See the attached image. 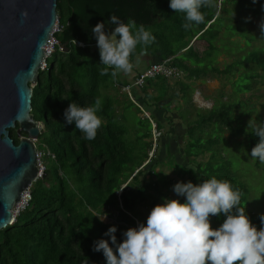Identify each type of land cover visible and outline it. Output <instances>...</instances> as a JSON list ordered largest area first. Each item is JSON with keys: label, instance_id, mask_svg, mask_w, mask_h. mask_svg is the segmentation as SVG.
<instances>
[{"label": "trees", "instance_id": "obj_1", "mask_svg": "<svg viewBox=\"0 0 264 264\" xmlns=\"http://www.w3.org/2000/svg\"><path fill=\"white\" fill-rule=\"evenodd\" d=\"M169 3L170 0H69L66 8L56 5L62 28L55 36L61 46L55 45L47 58V68L39 72L31 96L33 117L43 125L38 136L40 146L36 147L48 150L42 156L44 171L30 185L27 205L1 231L0 264H84L95 257L94 242L103 239L111 226L117 229V242H122L121 227L127 230L135 227V221L137 226L145 223V215L154 207L150 206L151 202L157 205L164 198L171 199L170 187L174 180L161 168L163 165L182 178V182L199 184L211 177L228 180L234 189H240L241 206L244 204L251 223L257 230L261 228L259 216L264 210L259 211L258 206H264V165L254 161L256 168L244 167L241 162L245 157L248 159L247 153L259 142V137L248 128V121L263 120L259 112L264 110V102L258 105L249 97L256 99L262 95L264 100V93L254 92L264 84V36L256 25L248 24L254 23L253 17L264 20V0L256 3L223 0L221 9L201 8L205 22L194 24L189 30L182 26L185 14L174 12ZM110 14L124 23L135 21L137 28L143 25L156 38L146 51L159 54L163 60L167 58V64L183 73L170 84L164 83L169 79L162 76L147 78L140 87L141 92L134 94L137 104L125 94L137 109V121L145 131L134 139L126 138V133L139 125L136 120L128 119L129 107L125 113L121 110L123 107L116 110L119 104L114 102L109 90H116L119 76L113 79L110 74L100 75L105 66L100 63L91 31L98 22H107ZM106 27L110 31L115 25ZM196 40L204 42L203 49L195 46ZM142 48L138 45L131 57ZM77 49L84 53H77ZM221 54L230 62L219 64L217 56ZM208 73L212 77L232 76L233 79L231 91L219 92L217 97L218 88L215 89L211 92L212 106L205 108L195 105L191 95L192 84ZM151 80L163 83L158 93L150 94L153 89H145ZM141 93L144 98L138 104ZM245 93L249 94L242 99ZM96 98L102 102L97 112L102 125L94 140H85L74 122L65 123L63 112L72 101L86 107L94 105ZM182 98L186 106L176 114L187 126L182 134L187 136V141H183L180 157L184 161L180 162L170 144V139L176 137L162 131V120L155 110L168 113L171 103ZM168 123L172 124L173 119ZM153 124L157 133L153 131ZM222 126L230 133L227 143L233 152L229 144L224 147L217 143L213 131L224 130ZM212 132L216 141L205 138ZM148 137L141 145L143 153L134 156L135 143ZM156 139L158 143L154 145ZM153 148L157 151L148 158ZM159 150L161 159L157 157ZM94 157L98 160L94 161ZM128 162L134 164L126 169ZM250 173L256 177L244 179ZM131 176L119 202L116 192ZM154 190L157 197L152 200ZM103 205L108 209H101ZM109 208L115 213L108 212ZM105 211L114 218V223H103L97 217ZM225 218L224 215L210 216L211 227L217 229ZM97 253L103 255L102 251ZM100 264H106V260Z\"/></svg>", "mask_w": 264, "mask_h": 264}, {"label": "clouds", "instance_id": "obj_2", "mask_svg": "<svg viewBox=\"0 0 264 264\" xmlns=\"http://www.w3.org/2000/svg\"><path fill=\"white\" fill-rule=\"evenodd\" d=\"M252 2L256 3V0ZM169 7L185 14L182 26L189 30L194 24L205 22L201 8L221 9L223 0H170ZM21 15L27 18L28 12L25 10ZM106 25L115 27L109 31ZM259 27L264 36V20ZM91 31L96 39L100 63L105 66L100 75L110 74L113 79L120 72H132L134 65L130 57L138 45L146 51L147 46L156 41L143 25L137 28L135 21L124 23L114 14H110L107 22H98ZM45 58L47 63L48 57ZM166 61L167 58L151 63L167 64ZM165 78L170 80L177 76ZM101 108L99 98L95 99L94 105L86 107L72 101L63 112L65 123L74 122L85 140H94L102 125V119L97 115ZM248 128L259 137V142L251 149V158L264 163V120L250 119ZM173 191L178 197H185V202L164 198L162 204L151 209L146 224L128 228L119 243L116 227H109L104 235L110 238L112 246L107 240L100 239L94 242L93 251H102L106 264H264V214L259 216L262 226L257 230L246 214L244 204L241 206L240 189H234L228 180L211 177L199 184L177 182ZM220 215L226 218L217 229H212L210 216ZM97 217L103 221L106 215Z\"/></svg>", "mask_w": 264, "mask_h": 264}, {"label": "water", "instance_id": "obj_3", "mask_svg": "<svg viewBox=\"0 0 264 264\" xmlns=\"http://www.w3.org/2000/svg\"><path fill=\"white\" fill-rule=\"evenodd\" d=\"M57 0H0V230L10 226L22 194L42 173L31 112L32 88L58 21ZM27 18L22 17L23 11ZM17 124L14 143L9 129ZM25 135L21 136V133Z\"/></svg>", "mask_w": 264, "mask_h": 264}, {"label": "rangeland", "instance_id": "obj_4", "mask_svg": "<svg viewBox=\"0 0 264 264\" xmlns=\"http://www.w3.org/2000/svg\"><path fill=\"white\" fill-rule=\"evenodd\" d=\"M253 20H254V23L253 24H248V25H250V26H252V27H254L255 25H256V28L257 29H259L260 27H259V25H260V23H261V21H262V19L261 18H257V17H253ZM194 44H195V46L199 49V50H201V49H203V45H204V42L203 41H201V40H196L195 42H194ZM77 53H79V54H83L84 53V51L83 50H81V49H77ZM223 61H226V62H230V60H228L227 58H225V55L224 54H221V55H218L217 56V62H219V64H221V63H223ZM222 68V67H221ZM260 73V72H259ZM183 73H180L179 74V76L177 77V79H179V78H181L183 75H182ZM214 74V73H213ZM230 78H227V77H224V76H220L219 78L218 77H212L211 76V73H208V75H205V77H203V78H201L200 80H197L195 83H193L192 84V87H193V90H192V95H191V97H192V102L195 104V105H197V106H200V107H205V108H210L211 106H212V104H213V98L211 97V92H213L215 89H217L218 88V95H217V97L220 95L219 94V92H222V93H227L228 94V92H230L231 91V82H232V79H233V77L232 76H229ZM174 81L175 80H172V79H170V80H167L166 82H164V83H167V84H170V82H172V83H174ZM150 85H152L153 86V91L152 92H150V94L151 93H158L159 91H160V89H162L163 87V83L161 82V81H157V80H151V81H148V83H147V85H146V89L148 90L149 89V87H150ZM264 85V84H263ZM263 85H261V86H259V87H257L256 89H254V92H256V94H263L264 93V86ZM149 91V90H148ZM108 94V93H107ZM247 94H249V93H245L244 94V96H243V98L242 99H244L245 98V96L247 95ZM109 95V94H108ZM113 96H112V98L114 99V102L116 103V104H119V106H116L115 108H116V110L118 109H121L122 107V109L121 110H123V113H125V111H126V109H127V107H129V109H130V113L128 114V119L131 121V120H136V123H137V125H139V128L138 127H135V128H137V130H135V128L133 129V130H131V131H129V132H127L126 133V138L128 137V138H135L137 135H141V134H143L145 131L142 129V124L141 123H139L138 121H137V118H138V111H137V109L133 106V105H131L130 104V102H129V100H128V97L127 96H125V93L123 94V95H120V94H112ZM262 96V95H261ZM261 96H258L256 99L255 98H252V97H249V98H251L250 100H253L254 102H255V104H258V105H260L262 102H264V100H263V97H261ZM186 106V103H185V99L184 98H182V99H177V100H175V101H173V103H171V106H169V112L168 113H164V111L163 110H160L161 112H162V117L165 119V120H167V121H170V120H172L173 119V123H172V125L174 126V129H175V133H176V139H170V144L172 145V149H176L175 150V153L177 154V156H178V160L180 161V162H183L184 160H182L181 159V157H180V153L183 151V141H185V143H186V138H187V136L186 135H183L182 136V134L184 133V130L186 129V124H184L182 121H181V118L176 114V111L178 112V110H184V107ZM260 115H262V118H263V120H264V110H260ZM188 116V114H186V115H184V117H187ZM252 117H255V115L253 114V116ZM255 121H257L256 119H254ZM258 122V121H257ZM162 123H165L164 121H162ZM222 128L224 129V130H221V129H218L217 128V130H219L220 131V133L217 131V130H215V131H213V132H216L215 133V137H216V140H217V143L218 144H224V147L226 146V144H229L230 145V143H227V141H228V135L230 134L229 133V131H227V130H225V129H227L225 126H222ZM154 131L157 133V131L154 129ZM213 132L210 134V135H208L207 137H205V138H209L211 141H214L215 140V138L214 137H212V134H213ZM151 138H153V136L151 137ZM160 139V138H159ZM147 140H149V137L148 138H146V139H144V140H140V141H138L137 143H135V145H136V147L133 149V155L134 156H138L137 155V153H143V148L141 147V145H142V142H144V141H147ZM162 140H164V138H162ZM189 140H191V139H189ZM215 140V141H216ZM192 141V140H191ZM132 144L134 143V142H131ZM158 143V139H156V141H155V143H154V145H156ZM36 146H40V143L37 141L36 143ZM160 144H162L161 143V140H160ZM235 145V144H234ZM250 145H248V147H249ZM223 147V146H222ZM39 150V154H40V159H41V168H42V173L40 174V176L41 175H43V169H44V164H43V161H42V156H43V154H45V150H46V148H44V150L42 151V150H40V149H38ZM152 150V149H151ZM150 150V151H151ZM46 151H48V150H46ZM156 151L157 150H154V148H153V151H151L150 153H149V157L148 158H150V156L152 155V153H156ZM230 152H233L232 151V149H231V145H230ZM165 154H164V157H166V152H164ZM156 155V154H155ZM247 155H248V159H246V157L244 158L245 160H243L242 162H241V164L244 166V167H253V168H256V164H255V162L254 161H259L258 159H253V158H251V150L247 153ZM158 156H160V158L159 159H161L162 158V155H161V150H159L158 151V153H157V157ZM98 160V158L97 157H94V161H97ZM147 161H148V159L144 162V164L145 163H147ZM186 162V161H185ZM261 163V162H260ZM134 163L133 162H128L127 163V165L124 167V168H126V169H128L131 165H133ZM261 165H264V163H261ZM170 166V165H169ZM142 166H140L139 168H141ZM260 167V166H259ZM138 168V169H139ZM161 168H163L164 170H165V173L168 175V177L171 179V180H174L172 183H173V185H172V187H170V198L171 199H178L181 203H183V202H185V197H178L175 193H174V191H173V186L177 183V182H182V178H180V177H178V176H176L175 174H173L172 173V171L168 168V166L167 165H163V166H161ZM137 169V170H138ZM137 170H135L134 172H133V174H132V176L137 172ZM132 176L131 177H129L127 180H126V182L124 181L123 183H121V185H120V188L117 190V195H118V200H119V202L121 201V198H120V194H122V191H123V189L122 188H124L125 186H126V184L128 183V182H130L131 181V179H132ZM252 176H255L254 174H252V173H250L247 177H245L244 179H246V178H249V177H252ZM256 177V176H255ZM147 178V177H146ZM128 188V187H127ZM122 189V190H121ZM124 189H126V188H124ZM120 190V191H119ZM156 197H157V193H155V190L154 191H152V194H151V199L152 200H155L156 199ZM157 202L159 201V200H156ZM160 202V204H162L163 202L162 201H159ZM151 205L150 206H155L156 205V202H151L150 203ZM120 206H121V204H120ZM139 208V207H138ZM257 208V207H256ZM101 209H104V210H107L108 209V206H106V205H103L102 207H101ZM112 211V212H114L115 213V210H113L112 208H109V210H108V212L109 211ZM258 210L259 211H263L264 210V206L263 205H260V206H258ZM108 212H101L100 214H97V216H102L103 214H105L106 215V218L102 221L103 223H109V224H111V223H114L115 221H114V218L113 217H109L108 216ZM147 216L148 215H145V224H146V219H147ZM101 220V219H100ZM135 227H137V221H135ZM212 229H214L213 227H212ZM121 230H122V232H124V231H126V228L125 227H121ZM104 240H107L108 242H109V245L110 246H112L111 245V241H110V238L108 237V236H105L104 238H103ZM115 251V250H114ZM81 254H83V252H80ZM96 257V258H95ZM95 257L94 256H92L91 258H89L88 260H86L87 262H88V264H100L101 263V261H105V258H104V256L101 254V255H99L97 252H96V255H95ZM85 261V262H86ZM85 262H84V264H85Z\"/></svg>", "mask_w": 264, "mask_h": 264}, {"label": "crops", "instance_id": "obj_5", "mask_svg": "<svg viewBox=\"0 0 264 264\" xmlns=\"http://www.w3.org/2000/svg\"><path fill=\"white\" fill-rule=\"evenodd\" d=\"M160 60H163V59L159 56V54L152 55V54H149V52L147 51H140L138 53H135L133 57L130 58V62H132L134 65L132 72L130 73L120 72L118 74L119 83L116 85V90L110 89L109 90L110 93L111 94L118 93L120 95H123L125 93L126 95H128V97L133 102L137 104L135 98L133 97L135 96L134 94L140 93L141 91H140V88L134 84V80H135L134 77L139 72L144 70L151 62L160 61ZM152 89H153V86L150 85L148 90L151 91ZM143 98H144V93L138 94V97H137L138 104L141 103V100ZM160 110L161 109L156 108L155 113L159 117L160 121L162 120L165 122V123H162V126L164 128L162 129V131L171 132L172 136L174 135L176 136V133L174 132L175 131L174 126L172 124H169L168 121L162 117V112Z\"/></svg>", "mask_w": 264, "mask_h": 264}, {"label": "built area", "instance_id": "obj_6", "mask_svg": "<svg viewBox=\"0 0 264 264\" xmlns=\"http://www.w3.org/2000/svg\"><path fill=\"white\" fill-rule=\"evenodd\" d=\"M62 26L56 22V25L51 33L50 36V43L48 46H43L44 47V56L49 57L53 50L55 45L60 47V41L58 38L55 36L59 31H61ZM77 44H81L80 41H77ZM47 68V63L46 61H43L41 67H39L40 70H45ZM156 76H164V77H174L177 76L176 72V67L170 66L166 63H151L149 64L144 70H142L139 74L136 75L134 84L138 87H142L145 83V80L147 78H153ZM38 159L40 157L39 152L37 153ZM29 199V189L25 191L22 194V198L20 203L18 204V207L15 211V216L18 214L20 210H22L26 205L27 201Z\"/></svg>", "mask_w": 264, "mask_h": 264}, {"label": "flooded vegetation", "instance_id": "obj_7", "mask_svg": "<svg viewBox=\"0 0 264 264\" xmlns=\"http://www.w3.org/2000/svg\"><path fill=\"white\" fill-rule=\"evenodd\" d=\"M68 1L69 0H57V4H60V6L62 7V8H66V5H69L68 4ZM16 129H17V124H16V126L14 127V128H10L9 129V136L12 138V140L14 141V143L16 144V143H18V140H19V135L17 134V132H16ZM22 135H25L23 132L21 133V136ZM14 136H15V138H14ZM15 139H17V141L15 142ZM37 141H38V139H37ZM36 141V142H37ZM3 229H1L0 230V234H1V231H2Z\"/></svg>", "mask_w": 264, "mask_h": 264}, {"label": "bare ground", "instance_id": "obj_8", "mask_svg": "<svg viewBox=\"0 0 264 264\" xmlns=\"http://www.w3.org/2000/svg\"><path fill=\"white\" fill-rule=\"evenodd\" d=\"M176 72H177V76L180 74V72H178L177 70H176ZM154 78V77H153Z\"/></svg>", "mask_w": 264, "mask_h": 264}]
</instances>
